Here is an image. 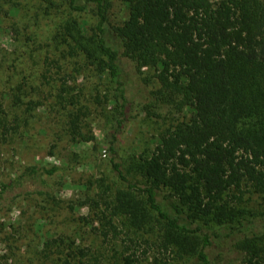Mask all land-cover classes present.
Segmentation results:
<instances>
[{
    "label": "trees",
    "instance_id": "1",
    "mask_svg": "<svg viewBox=\"0 0 264 264\" xmlns=\"http://www.w3.org/2000/svg\"><path fill=\"white\" fill-rule=\"evenodd\" d=\"M40 1L59 7L54 0ZM61 1L71 15L91 13L95 19L89 48L73 33L75 19L65 18L58 29L68 44L62 60L82 56L106 74L121 109L118 123L127 120L126 110L135 104L127 95L129 70L138 75L149 70L150 79L143 81L159 84L141 110L162 103L187 116L161 127L152 138L154 148L138 166L142 184L126 179L120 163L111 162L128 191L119 194L118 202L104 197L92 202L99 209L103 241L119 240L122 264H142L145 244L151 251L180 254L184 264H264V213L238 209L249 191L264 194V0H118L127 10L121 25L110 21L111 0ZM50 61L46 58V72H51ZM51 63L59 73L64 70L58 61ZM66 94L63 88L56 98L70 102ZM16 102L20 105L21 98ZM13 129L0 116L2 140ZM60 169H27L2 183L0 199L11 188L24 190L28 182H43L42 177ZM152 217L159 225L156 239L138 237ZM3 230L0 225V245L15 237ZM14 249L8 247L6 262L0 264H11ZM29 252V264L104 260L62 237Z\"/></svg>",
    "mask_w": 264,
    "mask_h": 264
},
{
    "label": "rangeland",
    "instance_id": "2",
    "mask_svg": "<svg viewBox=\"0 0 264 264\" xmlns=\"http://www.w3.org/2000/svg\"><path fill=\"white\" fill-rule=\"evenodd\" d=\"M54 1L58 8L40 0H0V116L15 128L6 140L0 134V186L33 167L61 168L51 177H42L43 182H28L24 190L11 188L0 199V225L4 233L15 235L0 245V260L6 262L4 255L12 246L16 249L11 264H29L33 257L29 251L47 239L62 237L89 247L91 254L104 259L103 264H122L120 242L103 241L98 230L99 209L92 202L101 197L118 202L119 194L128 191L112 168L113 160L120 163L126 179L142 184L138 166L154 148L152 138L161 127L187 116L162 103L141 110L140 105L148 102L159 84L154 79L143 81L150 79L149 70L140 75L129 70L127 95L135 104L126 110L127 120L118 123L121 109L114 102V86L106 74L82 56L62 60L68 44L61 40L58 29L65 18L75 19L73 33L89 48L95 19L91 13L71 15L63 1ZM111 4L110 21L121 25L127 10L121 1L111 0ZM46 58L58 61L64 72L59 73L51 61V72H46ZM45 74L54 81L44 79ZM63 88L68 90L70 102L56 98ZM16 97L21 98L20 105ZM136 198L148 209L142 197ZM238 209L253 215L264 213V194L249 191ZM121 224L127 231V225ZM157 226L152 217L150 226L137 236L156 239ZM148 249L147 244L140 249L146 252L142 264L185 263L178 253Z\"/></svg>",
    "mask_w": 264,
    "mask_h": 264
}]
</instances>
